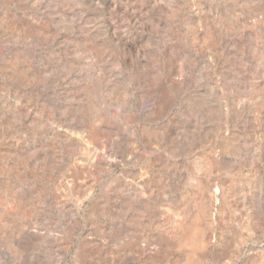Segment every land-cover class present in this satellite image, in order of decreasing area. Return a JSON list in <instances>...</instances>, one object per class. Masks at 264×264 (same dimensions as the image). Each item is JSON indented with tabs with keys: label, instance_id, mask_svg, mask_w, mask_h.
<instances>
[{
	"label": "rangeland",
	"instance_id": "374dc122",
	"mask_svg": "<svg viewBox=\"0 0 264 264\" xmlns=\"http://www.w3.org/2000/svg\"><path fill=\"white\" fill-rule=\"evenodd\" d=\"M0 264H264V0H0Z\"/></svg>",
	"mask_w": 264,
	"mask_h": 264
}]
</instances>
